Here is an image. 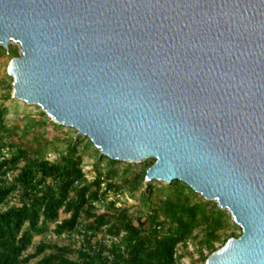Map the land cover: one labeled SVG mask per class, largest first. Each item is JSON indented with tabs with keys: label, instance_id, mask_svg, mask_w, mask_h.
Returning a JSON list of instances; mask_svg holds the SVG:
<instances>
[{
	"label": "water",
	"instance_id": "obj_1",
	"mask_svg": "<svg viewBox=\"0 0 264 264\" xmlns=\"http://www.w3.org/2000/svg\"><path fill=\"white\" fill-rule=\"evenodd\" d=\"M10 43L14 99L227 210L206 264H264V0H0Z\"/></svg>",
	"mask_w": 264,
	"mask_h": 264
},
{
	"label": "trees",
	"instance_id": "obj_2",
	"mask_svg": "<svg viewBox=\"0 0 264 264\" xmlns=\"http://www.w3.org/2000/svg\"><path fill=\"white\" fill-rule=\"evenodd\" d=\"M0 49L18 57L16 50ZM7 113V108L0 110V264H28L47 250L51 253L38 264H180L178 247L186 245L195 231L202 232V245L210 249V255L217 251L215 243L221 242L223 247L230 239L222 240L220 235L230 225L228 213L180 181L150 182L145 202L151 206L150 199L156 193L159 206L140 217L133 218L127 209L116 207L117 200L109 203L108 212L97 214L95 205L112 191L118 195L120 188L113 183L118 173L112 168L92 183L87 181L77 151L83 144L86 149L93 144L72 138V128L54 124L40 112L37 120L26 116L23 136L35 126L44 132L51 126L66 136L68 153L55 161L35 157L23 150L22 144L12 142L13 133L3 124ZM95 153L110 167L123 164L99 155L98 150ZM153 164L151 160L143 164L133 177L131 191L144 183L146 171ZM15 197L18 205L8 207ZM61 214L68 217L60 220ZM50 225H54L52 233L58 237L80 235L81 246L74 249L39 244L34 253H28L34 237L49 232ZM99 235L117 242H93ZM72 255L75 258H70Z\"/></svg>",
	"mask_w": 264,
	"mask_h": 264
},
{
	"label": "rangeland",
	"instance_id": "obj_3",
	"mask_svg": "<svg viewBox=\"0 0 264 264\" xmlns=\"http://www.w3.org/2000/svg\"><path fill=\"white\" fill-rule=\"evenodd\" d=\"M0 47L3 48L1 45ZM8 50H16L18 57L20 56V46L18 44L10 43ZM13 58L14 56L12 54L7 52L4 53L0 49V110L3 107L8 109V113L4 116L3 124L7 129L12 131V142L16 144H22L23 150L33 154L35 157L45 158L49 161H55L61 154L66 155L68 153L67 140L63 133L55 131L51 126H48L45 132L42 128L35 126L30 134L23 136L24 128L27 125L26 116H32L37 120L39 113L43 111L37 105H28L13 98V79L8 75V67ZM8 96L10 99H7ZM48 118L50 122L56 124L52 118ZM63 130L64 132H68L66 129ZM71 130L75 131V133L72 135V138H80L84 141L89 140L88 137H84L76 129ZM1 131L2 130L0 127V133ZM40 133H43V137L39 136ZM95 150L98 149H96L93 145L86 149L83 144L79 146L77 151V155L82 159L81 166L84 174L86 175L87 181L92 183L98 176H103L108 170L112 168L118 173L117 177L113 180V183L120 188L118 195H114L112 191V193L107 196L106 200L95 205V211L97 214L108 212L109 203L112 202V200H117L116 207L127 209L130 216L133 218H137L149 213L151 209H156L159 206L160 196L156 193H154L150 199L151 206L147 205L145 202V193L147 192V185L150 184V182L144 180V183L135 191L130 190L133 177L140 170H142L143 164L150 160L143 162H126L120 166L110 167L106 161L98 160ZM99 155H101L100 151ZM22 165L23 164L20 166ZM153 182L157 184H167L162 181ZM197 195L202 197L199 194ZM15 198L10 201L8 207L12 205H18L17 198L16 200ZM224 211H226L229 215L230 225L225 231L220 233L222 240L225 238L231 239L232 236H235L234 238L239 237L242 234L241 228L235 224L231 214L227 210ZM67 217L68 215L61 214L60 220H63ZM49 228V232L34 237L33 246L28 251V253H34L35 248L39 244L57 245L59 247L70 246L74 249H78L81 246L82 237L80 235L73 234L72 236L62 235L58 237L52 233L54 225H50ZM97 240H102L106 243H109V241L106 238L104 239V237L101 235L94 239L93 242H96ZM202 241V232L197 230L188 240L186 245L178 247L177 254L179 256L180 264H206L207 259L211 256V251L202 245ZM214 246V248L218 251L222 248V243L217 242ZM50 253L51 251L47 250L42 255L32 259L28 264H38V262L43 257L49 255ZM70 258L73 259L75 256L72 255Z\"/></svg>",
	"mask_w": 264,
	"mask_h": 264
},
{
	"label": "built area",
	"instance_id": "obj_4",
	"mask_svg": "<svg viewBox=\"0 0 264 264\" xmlns=\"http://www.w3.org/2000/svg\"><path fill=\"white\" fill-rule=\"evenodd\" d=\"M77 184H78V183L76 182V183H75V185H77ZM107 240H108L109 242H110V241L117 242V240H116V239H113V240H109V239H107Z\"/></svg>",
	"mask_w": 264,
	"mask_h": 264
}]
</instances>
